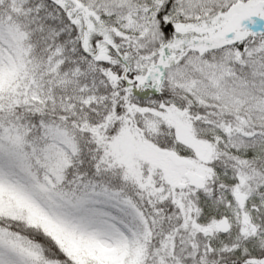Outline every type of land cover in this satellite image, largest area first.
<instances>
[{"label":"snow or ice","instance_id":"6c2138e0","mask_svg":"<svg viewBox=\"0 0 264 264\" xmlns=\"http://www.w3.org/2000/svg\"><path fill=\"white\" fill-rule=\"evenodd\" d=\"M0 264H264V0H0Z\"/></svg>","mask_w":264,"mask_h":264}]
</instances>
